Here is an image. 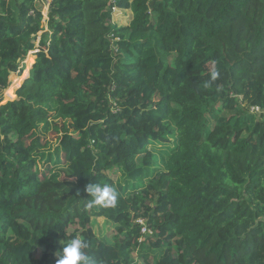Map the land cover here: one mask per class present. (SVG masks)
<instances>
[{
	"label": "trees",
	"instance_id": "1",
	"mask_svg": "<svg viewBox=\"0 0 264 264\" xmlns=\"http://www.w3.org/2000/svg\"><path fill=\"white\" fill-rule=\"evenodd\" d=\"M251 107L264 0H0V264H55L73 236L91 264H264ZM89 182L114 186L116 207L88 208Z\"/></svg>",
	"mask_w": 264,
	"mask_h": 264
},
{
	"label": "clouds",
	"instance_id": "2",
	"mask_svg": "<svg viewBox=\"0 0 264 264\" xmlns=\"http://www.w3.org/2000/svg\"><path fill=\"white\" fill-rule=\"evenodd\" d=\"M218 73L213 71L211 79L215 80ZM84 192L91 199L87 203L88 208L93 206H102L105 208L116 207L119 193L117 189L110 184L91 183L85 185ZM88 247L87 242L78 236H73L66 240L54 253L56 257L55 264H91V260L85 249Z\"/></svg>",
	"mask_w": 264,
	"mask_h": 264
},
{
	"label": "rangeland",
	"instance_id": "3",
	"mask_svg": "<svg viewBox=\"0 0 264 264\" xmlns=\"http://www.w3.org/2000/svg\"><path fill=\"white\" fill-rule=\"evenodd\" d=\"M47 6L48 5H46L44 8H42V17H43L42 19L43 20L39 24L40 25L39 29L45 27L44 22H45V20H47V10H46ZM130 20H131V14L129 11H120L118 9H113V11H112V23L115 24L116 26H118V27L127 26L129 24ZM40 34H41V32L37 35L35 45H34V47L36 48V54L38 52V42H39ZM36 54H35V57H36ZM28 55H29V53L25 57L24 61L21 63L24 68H25V63H26V59H27ZM34 61H35V58H34ZM22 72H21L20 76H22ZM13 76H16V75H13ZM27 76H28V74H27ZM27 76L22 80L19 87L22 85L23 81L27 78ZM10 77L8 80H9L10 85H11L12 81H11ZM16 77H19V76H16ZM18 88L15 90V93L18 90ZM4 93H5V91L3 92L2 102H4V103L9 102L8 100H5ZM15 97H16V95H15ZM45 137H46V140L51 142L52 145L55 144L56 135L53 132H48ZM109 176L114 179L117 176V174L112 173V174H109ZM83 223L85 226H87L88 228H90L92 230V232L95 235V237L97 238V240L107 242V243H110L112 241V234H113V230H114V225L111 224L110 222L104 220L103 218H92L89 220L84 219ZM74 227H76V226H74ZM135 256H134V258H135V260H137V258Z\"/></svg>",
	"mask_w": 264,
	"mask_h": 264
},
{
	"label": "built area",
	"instance_id": "4",
	"mask_svg": "<svg viewBox=\"0 0 264 264\" xmlns=\"http://www.w3.org/2000/svg\"><path fill=\"white\" fill-rule=\"evenodd\" d=\"M45 5H48V2H46ZM250 113L255 114L257 116H261V115L264 116V109H260L259 107H251L250 108ZM136 222L142 226L141 229H140V234H141L142 237L139 239V242H141L143 236H145L147 234H151V232L144 226L142 220H138Z\"/></svg>",
	"mask_w": 264,
	"mask_h": 264
},
{
	"label": "crops",
	"instance_id": "5",
	"mask_svg": "<svg viewBox=\"0 0 264 264\" xmlns=\"http://www.w3.org/2000/svg\"><path fill=\"white\" fill-rule=\"evenodd\" d=\"M39 2H40V0H39ZM45 6H46V5H45ZM45 6H44V7H45ZM47 9H48V6H47L46 10H47ZM43 30L46 31V26L43 28ZM10 101H11V100H10Z\"/></svg>",
	"mask_w": 264,
	"mask_h": 264
}]
</instances>
